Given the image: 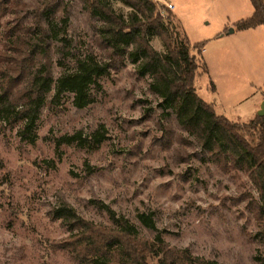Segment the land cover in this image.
Returning a JSON list of instances; mask_svg holds the SVG:
<instances>
[{
    "label": "rangeland",
    "instance_id": "rangeland-1",
    "mask_svg": "<svg viewBox=\"0 0 264 264\" xmlns=\"http://www.w3.org/2000/svg\"><path fill=\"white\" fill-rule=\"evenodd\" d=\"M9 1L17 5L0 6V49L5 27L19 23L13 37L23 31L33 36L32 11L42 0ZM156 1L158 8L166 2L174 6L191 44L205 42L202 58L208 73L196 75V93L232 121L247 122L258 113L261 93L254 80L261 75L259 60L236 52L240 42L228 34L240 17L236 0ZM108 2L128 18L131 8L122 0ZM45 24L54 77L74 71L75 59H87L90 51L97 60L106 59L99 45L101 22L80 0H65L64 12L47 16ZM176 31L181 33L179 27ZM150 44L166 53L157 35H151ZM151 82L125 57L88 86L90 100L83 107L73 104L71 91L57 96L51 91L33 142L21 141L20 123L5 124L0 112V264H80L58 249L69 235L53 216L62 202L86 219L114 225L96 207L105 203L138 233L160 235L206 259L264 264V244L248 206L249 199L258 200L256 187L246 172L220 169L173 114L163 115ZM101 126L106 137L98 145L81 146L77 138L70 144L58 141L65 135L89 137ZM142 213L150 215L153 229L139 220Z\"/></svg>",
    "mask_w": 264,
    "mask_h": 264
},
{
    "label": "trees",
    "instance_id": "trees-1",
    "mask_svg": "<svg viewBox=\"0 0 264 264\" xmlns=\"http://www.w3.org/2000/svg\"><path fill=\"white\" fill-rule=\"evenodd\" d=\"M80 1L101 22L99 45L105 49L106 59L97 60L90 51L87 59H75L74 71L54 77L49 58L51 36L45 18L64 12L65 0H42L32 11L33 36L23 31L13 37L21 29L19 23L4 30L0 49L2 121L10 126L20 123L21 141L33 142L36 121L51 91L53 96L71 91L73 104L83 107L90 100L88 86L96 85L100 75L117 69L127 57L136 64L139 75L151 76L149 89L161 99L158 105L163 115L173 114L178 126L197 140L220 169L247 173L258 193V200L249 199L248 206L264 244V116L257 114L242 123L229 120L215 112L213 102H206L196 93V75L208 73L202 58L205 42L191 44L167 6L158 8L156 0H122L131 8L125 19L108 0ZM250 2L253 13L234 23L238 30L264 26V0ZM9 5L17 4L1 0L2 8ZM178 27L181 35L176 31ZM151 35L160 38L165 54L150 44ZM210 88L215 89L211 81ZM105 137L106 130L101 126L89 137L65 135L58 141L70 144L78 139L81 146L98 145ZM96 207L105 211L114 225L86 219L65 202L53 210V216L61 219L69 232L58 249L69 252L80 264H223L170 245L160 235L153 238L138 233L132 223L117 216L105 203L99 202ZM138 218L146 228H154L150 215L142 213Z\"/></svg>",
    "mask_w": 264,
    "mask_h": 264
},
{
    "label": "crops",
    "instance_id": "crops-1",
    "mask_svg": "<svg viewBox=\"0 0 264 264\" xmlns=\"http://www.w3.org/2000/svg\"><path fill=\"white\" fill-rule=\"evenodd\" d=\"M229 2L231 3V6L233 7L234 4L232 3V1H229ZM235 2H236L234 5L236 8L235 10L239 11L237 13L240 14V17L238 19H234L233 23H235L236 21L240 19L247 18L253 13V6L250 0H236ZM173 8L174 6L172 7L171 11L174 14L175 18L179 21V24L182 30L184 31V33L186 34L189 40L187 31L184 29L183 25H181V22L178 19L177 14L173 12ZM230 20L231 19H229V21ZM229 28L232 31L229 32L228 34H231L232 37L236 36L235 39H237L240 42L239 46L238 45H236V47L234 46V48L236 49V52L239 50L246 57H252V55L255 54L257 57V60H259L257 62L259 63L261 75L257 77V79L254 81L256 82L257 90L259 91V93H261L260 95L261 97L258 101V105L256 109L254 110V112L256 113L257 109H259L258 112H260L262 108H264V26L257 25L255 27H249V28L238 30L235 28L234 25H232V27H229ZM203 50H204V47H203ZM257 114L258 113L253 114L252 118Z\"/></svg>",
    "mask_w": 264,
    "mask_h": 264
},
{
    "label": "built area",
    "instance_id": "built-area-1",
    "mask_svg": "<svg viewBox=\"0 0 264 264\" xmlns=\"http://www.w3.org/2000/svg\"><path fill=\"white\" fill-rule=\"evenodd\" d=\"M166 6H167V8L170 9V10H171L172 7H173V5H172L171 3H169V2H166Z\"/></svg>",
    "mask_w": 264,
    "mask_h": 264
},
{
    "label": "water",
    "instance_id": "water-1",
    "mask_svg": "<svg viewBox=\"0 0 264 264\" xmlns=\"http://www.w3.org/2000/svg\"><path fill=\"white\" fill-rule=\"evenodd\" d=\"M232 30L230 29V32H231ZM263 113H264V108H262V110L260 111V112H258V115H263Z\"/></svg>",
    "mask_w": 264,
    "mask_h": 264
}]
</instances>
